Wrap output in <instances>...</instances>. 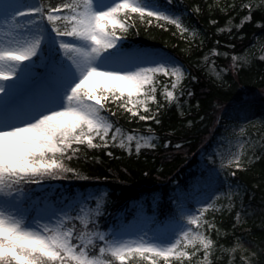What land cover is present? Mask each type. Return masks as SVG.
Segmentation results:
<instances>
[{
  "label": "snow or ice",
  "instance_id": "6c2138e0",
  "mask_svg": "<svg viewBox=\"0 0 264 264\" xmlns=\"http://www.w3.org/2000/svg\"><path fill=\"white\" fill-rule=\"evenodd\" d=\"M231 11L225 25L216 29L217 34L227 31L230 38L235 36L233 29L253 21L254 12L264 13V0H247L231 6ZM237 13H243L238 24ZM132 14H139L140 23L152 25L154 19L161 28L171 24L181 33L189 31L175 0H60L47 7L0 0V264H125L134 254L147 256L151 264L163 257L168 264L172 256L192 257L201 249L208 261L214 246L232 250L201 230L216 229L203 219L205 211L217 207L215 197L221 194L216 152L207 153L197 163L187 185L173 186L169 197L176 202L175 212L151 235L141 225L105 230L102 217L106 207L95 200V192L88 191L97 186L71 183L91 178L67 163L78 160L81 152L86 157L89 150L104 149L113 157L115 147L139 157L144 154L142 149L155 152L161 147H182L171 139L161 144L151 124L144 125L151 134L126 132L120 125V120L136 125L140 121L162 123L169 104L157 98L158 74L173 78L172 90L165 88L163 95L165 101L175 100L181 116L187 102L181 98L195 93L181 88L176 96L174 90L186 75L199 80L170 54L126 46L129 29L139 31ZM210 23L219 22L212 19ZM257 26L264 34V16ZM215 43L219 45L220 40ZM253 46L243 53L233 52L231 64L223 71L238 73L250 66ZM260 47L264 53V43ZM207 59L203 56L205 62ZM257 59L264 62V55ZM208 75L213 82H223L214 66ZM253 106L248 97L233 99L229 105L237 114L248 113ZM217 110L221 117L212 120L213 136L221 127L233 135L245 131L236 121L246 120V115L228 117L227 108ZM199 119L205 122L207 116ZM233 161L235 169L244 167L239 154L228 164ZM228 174L234 177L237 172ZM161 197L153 192L141 201L137 213L143 225L157 223ZM228 199L231 209V196ZM148 207L153 209L152 216L147 215ZM216 231L219 235V229ZM188 245L194 251L186 250Z\"/></svg>",
  "mask_w": 264,
  "mask_h": 264
},
{
  "label": "trees",
  "instance_id": "16d2710c",
  "mask_svg": "<svg viewBox=\"0 0 264 264\" xmlns=\"http://www.w3.org/2000/svg\"><path fill=\"white\" fill-rule=\"evenodd\" d=\"M39 1L45 7L60 2ZM175 2L182 10L181 19L189 29L188 32L181 33L171 24L161 28L154 19L152 25L140 23L139 14H132L139 31L137 32L135 27L130 28L125 37V44L161 50L176 57L189 73L199 76L198 81H193L186 75L178 86L176 96H179L181 88L191 90L195 94L191 98L187 96L181 98L182 101H187L183 103L185 115L181 116L175 100L165 101L163 90L168 85L165 82L169 80L157 75V98L161 103L169 104V109L161 117L162 123L156 125L151 121H140L136 125L120 120V125L126 132L138 130L139 134H151L144 127L151 124L161 144L164 139H171L173 144L182 143V147L168 150L161 147L155 152L142 149L144 154L139 157L135 154L128 156L115 147L112 148L115 154L113 157L107 156L104 149L89 150L86 157L81 152L78 160L74 158L67 163L91 178L71 183L97 186L89 187L88 191L95 192V200L106 207L107 214L102 217V227L105 230L115 226L122 216L127 219L135 218L141 201L153 192L162 194L159 211L156 214L163 218L175 212L176 202L169 197L173 186L180 182L185 185L189 183L196 172L201 154L206 156L212 152L216 143L220 144L228 136L249 135L248 145L252 154L241 159L244 164L241 169H235V166L231 165L218 170L221 194L215 197L214 203L217 207L208 209L203 214L204 220L216 225L219 235L216 229L202 230L227 249L244 240L254 242L257 248H261L262 253L256 264H264V62L257 59L259 56L256 54H249L252 57L250 66L244 67L238 73L223 71L230 65L233 52L243 53L244 49L254 45L257 39L264 38V34L257 26L264 13L254 12L253 21L245 23L239 30L233 29L235 36L230 38L227 31L224 34H217L216 29L225 25L227 15L232 14L231 6L247 0H175ZM242 14L235 15V23H240ZM120 16L123 18V13ZM212 19H217L218 25L211 24ZM217 39L220 40L219 45L215 43ZM226 43L235 44L236 47L234 49L226 47ZM213 48L218 49V52H211ZM225 52L229 55L225 56ZM205 55L208 56L206 62L203 60ZM213 66L216 71L222 73V83L220 80L213 82L208 75ZM250 95L253 96L250 98L253 107L261 109V115L247 120L243 124L245 130L243 133L233 135L231 132H224L221 127L220 133L213 136L215 129L212 127V120L221 117V112L214 109L227 108L229 117L241 115L234 113L229 105L233 99ZM197 101L199 107L196 106ZM150 107L154 108L155 104L150 103ZM201 115H206L207 121H200ZM188 120H193L194 124L188 125ZM225 123L229 121L225 120ZM236 123H240V120ZM172 129H175V132ZM231 171H236L237 175L233 177L228 174ZM230 185L232 188H229ZM236 188L239 189L238 192L233 191ZM229 196L234 205L231 209L227 207ZM237 212L241 213L239 217L236 215ZM152 214V207H148L147 215ZM229 258L230 251L214 246L208 264H227ZM156 260L157 264H165L161 257H157ZM125 264H151V260L147 256L134 254L125 261ZM168 264L194 263L183 258L169 259Z\"/></svg>",
  "mask_w": 264,
  "mask_h": 264
},
{
  "label": "rangeland",
  "instance_id": "374dc122",
  "mask_svg": "<svg viewBox=\"0 0 264 264\" xmlns=\"http://www.w3.org/2000/svg\"><path fill=\"white\" fill-rule=\"evenodd\" d=\"M252 2L258 3V0H252ZM22 3H25V4H41L39 0H22ZM0 22H2V19H0ZM2 34H3V29H0V36H2ZM262 43H264V38L257 39L256 42L254 43V46L250 49L249 54H256L257 56L264 55V53L261 52V47H260ZM162 52H164V51H162ZM164 53H166V52H164ZM230 64H231V61H230ZM164 78L166 80H169V81L165 82L166 84L168 83V85L165 84L166 85L165 88H167L168 90H172L170 81L173 78H171V77H164ZM178 86L174 90L175 94H177ZM165 88L163 90V93L165 91ZM247 97L251 98L253 96L250 95ZM261 113H262L261 109H259L257 107H253L250 112L241 113L240 116L246 115L247 119L246 120L241 119L240 123H238V124L240 125V127L243 128V124H245L247 122V120L257 118L261 115ZM227 116H228V114H227ZM225 120H227V118H225ZM222 130H223V128H222ZM252 142H255V141H252ZM248 144H249V135H243V134H239L237 136H228L222 143H220V144L216 143L214 145V147L212 148V152H216V154H217L216 155V161L217 162L215 165L217 170H219L222 167L231 166L228 164V160L230 158H232L235 154H239L240 159H242L245 155H248L247 157H249L252 153L250 150L251 147ZM204 158H205V156L204 155L202 156V154L199 156L200 161L203 160ZM232 165H235V161H233ZM152 215H148V216H152ZM169 215L165 216L163 218H160V216H158V214H156L157 223L146 224V225L142 224L141 218L138 216V214L135 218H130V219H127L126 217L122 216L121 218L118 219V222L115 226H110L109 228H117L118 229V228H122L124 226H127L130 229H132V228H136L138 225H141V226H145L146 228L150 229L151 230L150 235H151L152 232H154L159 226H162L167 221ZM231 249L232 250L230 251V258H229V261L227 264H256L257 261L260 259L259 255H262L261 248H257L256 244H254V242L249 241V240L248 241L247 240L241 241L239 244L235 245ZM186 250L194 251V249L192 248L191 245H188ZM253 253H255V255H252ZM161 258H163V257H161ZM183 258L191 260L194 264H208V261H205L203 258V249H201V251L199 253H196L192 257L177 258L175 256H172L169 259L181 260Z\"/></svg>",
  "mask_w": 264,
  "mask_h": 264
}]
</instances>
